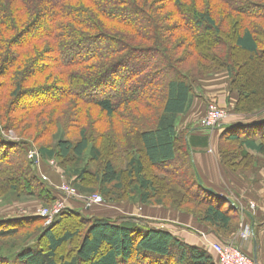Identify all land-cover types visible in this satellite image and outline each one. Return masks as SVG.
Here are the masks:
<instances>
[{
    "label": "trees",
    "instance_id": "trees-1",
    "mask_svg": "<svg viewBox=\"0 0 264 264\" xmlns=\"http://www.w3.org/2000/svg\"><path fill=\"white\" fill-rule=\"evenodd\" d=\"M186 1L0 0V203L61 199L40 173L56 162L80 193L121 191L219 241L234 237L238 205L203 184L189 128L178 126L201 81L226 72L243 120L215 128L221 163L245 172L264 159V2ZM92 111L111 120L98 146L87 136ZM61 125L76 135L56 134ZM98 214L67 207L48 226L37 215L0 218V264H216L155 220Z\"/></svg>",
    "mask_w": 264,
    "mask_h": 264
},
{
    "label": "rangeland",
    "instance_id": "rangeland-1",
    "mask_svg": "<svg viewBox=\"0 0 264 264\" xmlns=\"http://www.w3.org/2000/svg\"><path fill=\"white\" fill-rule=\"evenodd\" d=\"M259 1H263L264 0H259ZM191 1L187 0L186 3H189ZM160 16H162L160 14ZM161 20H163V18H160ZM222 73V72H220ZM213 74L210 75L209 77L212 76H217L218 74ZM208 77L204 78L201 81V88L200 90H198V93L201 94V96L203 97V100L205 101L204 105V110H208L209 106L213 105V106H218L217 102L215 100V98L213 96H208V98H204V89L203 90V83L204 81L207 79ZM215 80H213L212 82H214ZM215 85V84H214ZM226 85H227V80H226ZM216 88H213L212 90L214 91ZM32 100V99H31ZM29 102L27 100L23 101V103ZM207 108V109H206ZM224 109L227 112L228 117L230 118L228 120V117L221 123L224 124L225 122L231 121L232 120V116H234L235 114H233L232 112H230V110L228 108H221ZM205 111V113H206ZM91 112V111H90ZM94 112V113H93ZM90 117V116H89ZM94 117V122H98V124L88 126V132H87V136L90 138V141L92 144L94 145H99V140L101 137H103L102 135L104 134L105 136H109L111 135L108 129V124L109 122H111L110 119H105L104 116H102V114L97 113L95 111H92L91 113V118ZM185 117V116H184ZM184 117L181 118L180 122H179V126L181 124H183L182 122H184ZM88 120H90V118H88ZM243 120V118H242ZM193 123V122H192ZM196 124V122H195ZM199 122H197V127H199ZM192 126H194V124H191ZM178 126V128H179ZM107 131V132H106ZM180 131V130H179ZM56 134H64L65 137H73L76 135V133L72 132V128L68 129V127H66V125H61L59 128H57L54 131ZM111 139H109L108 142L111 143ZM46 144L48 145H53V142L51 143V141L46 140L44 141ZM107 142V141H106ZM191 154V152H190ZM218 154H219V149H218ZM30 156V155H29ZM32 157L35 158L36 156L34 155V153H32ZM29 157V158H32ZM193 159V158H192ZM219 159H220V163H221V158L219 155ZM68 166H70L71 164H67ZM145 165L147 166V173L146 174H152L151 169L148 167V164L145 163ZM221 166L224 170L226 171H230L228 168L224 167L223 164L221 163ZM123 165L118 166V168H123ZM98 168H100V164L98 163H93L92 165V170L93 171H97L98 172ZM49 170L50 173H52V175L54 176L55 179H52L56 188L58 189V187H60L62 184H69L71 187H73L77 192L79 191L77 189V187H75V185L73 186V179L69 178L70 176L63 170L61 169L56 162L54 163H45V164H41L40 166V173L41 176H46L43 170ZM259 171V172H258ZM123 172V171H122ZM125 172V171H124ZM258 172V174H256ZM233 174H240L241 176H245V174H249V178H240V180L245 184L244 185H248L247 188L249 189H253L255 187L259 188L257 189V195L259 200L256 202H260L262 204H264V159L262 158H258L257 162L253 164V167L249 170V171H245V172H232ZM69 177H68V176ZM200 176V175H199ZM126 177V176H125ZM260 179V180H257ZM123 183L125 185V181H124V175H123ZM94 192L92 193H80L78 192V194L80 196L83 197H92V196H96L98 195V189L99 187L96 186L93 188ZM110 193L111 195H108L106 198H104L101 194L98 195L101 197L102 199V203L100 205H91V206H85L84 203H81V206L75 210H79L84 212L85 208H90L92 210H95L96 213H99L98 215L102 216V217H107L109 219H116L118 217L121 216H134V217H141V218H145V221H149V220H155L152 218H158L159 220H155L156 222H147L150 226L152 227H157V228H163V229H174V226H178L179 228H184L187 227V229H190L189 231L193 232L194 234L197 233H202L201 235V240L200 243H196L195 245H199L201 247H203L204 249L208 250L214 257V253L211 249V247L209 246V243H207V239H205L204 237V233H205V229L203 227H201L200 225L197 224L196 220L194 222H190L188 218H186V216L184 217L183 215L179 214V212H177L176 210L172 209V208H163L162 206H157L155 204H147V205H143L140 204L137 200H133L130 199V196H126L124 198H118L117 195L121 192V191H116L113 189H110ZM233 191H229V193H231ZM94 193H98V194H94ZM116 194V195H115ZM234 195V194H233ZM124 196V195H123ZM220 196H226V195H220ZM228 197H230L229 195H227ZM64 197H61L60 200H63ZM67 199V198H66ZM237 200H238V196L234 195V200L237 204ZM76 202H81L80 198H68L66 200V206L67 207H71L74 209V204H76ZM248 203L247 207L245 206V204L240 201L237 205L239 207V210L241 211V221L239 223V226L237 228V231L234 235V237H232L231 239H229V241L225 242V243H229V242H234V244H236L237 246H239L247 255H249L251 258H253L254 256L257 258V261H260L262 264L264 263V247H263V243L260 245V250L258 252H254V244H256L255 242V237L259 234V232H261V229L258 227L257 230H255L254 225L253 228L250 224V221L248 222L247 217L244 215L245 212L250 213L253 217L256 216L255 214V210H257V206L256 203ZM254 206L253 208H251V206ZM50 205H45V204H41L38 201H24V202H10L9 200H6L4 202L0 203V218H11L13 216L16 215H21V216H29V215H36L38 209L40 208H46ZM170 214H173L174 216H171ZM264 214V213H263ZM155 216V217H154ZM264 218V217H263ZM59 217L56 219L58 220ZM171 221L175 222L172 223ZM247 221V223H246ZM245 228H248L250 234L247 238V240H245L243 242V240H241L240 238V233L242 231H244ZM263 231V230H262ZM206 235V234H205ZM200 236V235H199ZM220 243V244H225L222 241H219L218 239H214L211 243ZM64 255L63 251H60L58 253V255Z\"/></svg>",
    "mask_w": 264,
    "mask_h": 264
},
{
    "label": "crops",
    "instance_id": "crops-1",
    "mask_svg": "<svg viewBox=\"0 0 264 264\" xmlns=\"http://www.w3.org/2000/svg\"><path fill=\"white\" fill-rule=\"evenodd\" d=\"M227 77L228 76L226 72H222L217 76L208 77L203 83L204 86L203 90L206 88L204 90L205 93L204 98L206 99L210 95L213 96L214 98L216 97L215 100L218 105L217 107L228 108L230 112H232L231 110L234 103L236 102L237 96L235 93L227 92L226 89ZM213 80L215 81L212 82ZM213 88L216 89L213 91L212 90ZM204 103L205 101L203 100L201 94L199 95L198 98H195L193 100L191 108L185 115L184 122H182L183 124L179 126L178 130L181 131L183 129L189 128L190 133L187 138L189 149L193 161L196 165L197 171L200 175V178L205 186L214 190L220 195H226V196L229 195L232 200H234V195L238 196L237 204L240 201H242L247 207V204L250 202L254 204L256 203L257 210H255L256 216H254V218L256 219L253 222V220L247 218L248 219L247 221L249 222L251 220L250 224L252 228L254 225L255 230H257L258 227L263 228L261 229V232H259V234L257 235L259 250H260V245L263 242V236H264V227H262L263 223L261 221V219L263 220L264 217L263 214L264 204L260 202H256L259 200L257 195V189L259 188L255 187L253 189L252 188L249 189L247 188L248 185L247 184L244 185L245 182L243 183L240 180V178L243 177L249 178V174H245V176H241L240 174H233L232 172L226 171L222 168L218 154V139H219V135L221 134V130L220 129L204 130L196 126L197 122H200V120L206 114L205 113L206 110H204L205 107ZM231 118L232 120L228 122L240 121L242 120L243 117L234 115ZM229 119L230 118L228 117V120ZM191 124H194V126H192ZM258 172L256 174H258ZM46 178L56 188L53 180L49 179V177L47 176ZM229 191H233V192L229 193ZM81 203L82 202H76V204H74V209L79 208L81 206ZM170 215L174 216L173 214ZM152 219L159 220L157 217ZM171 222L175 224V222L173 221ZM178 226H174L173 227L174 229L170 228L165 230L180 237L182 240L190 244L200 243L202 233L194 234L193 232L189 231L190 229H187V227H185L186 229L184 228L182 229L179 228ZM204 237L205 239H207V243H211L215 239L214 236L208 232L204 233ZM255 251L256 249H254V252Z\"/></svg>",
    "mask_w": 264,
    "mask_h": 264
},
{
    "label": "built area",
    "instance_id": "built-area-1",
    "mask_svg": "<svg viewBox=\"0 0 264 264\" xmlns=\"http://www.w3.org/2000/svg\"><path fill=\"white\" fill-rule=\"evenodd\" d=\"M227 117V112L224 109L211 105L209 106L205 116L200 120L199 127L204 130H213ZM29 157H32V154H30ZM43 179H46V177L43 176ZM58 190L61 192L64 199L56 200L50 206L38 209L36 213L37 216L45 219V226L53 223L60 216V214L66 210V200L68 198H80V201L84 203L86 207L91 205H100L102 203L100 196H80L78 192L69 184H62L58 187ZM253 207L254 206L252 205L251 208ZM249 234L250 232L248 228H245L244 231L240 233L241 240H243V242L247 240ZM209 246L216 255V264H255L253 258L247 255L239 246L234 244V242L225 244L213 242L209 243Z\"/></svg>",
    "mask_w": 264,
    "mask_h": 264
},
{
    "label": "water",
    "instance_id": "water-1",
    "mask_svg": "<svg viewBox=\"0 0 264 264\" xmlns=\"http://www.w3.org/2000/svg\"><path fill=\"white\" fill-rule=\"evenodd\" d=\"M34 160L36 161V157L34 158ZM254 247H255V249H256V244H254ZM253 260H254L255 264H258V263H257V258H256L255 256L253 257Z\"/></svg>",
    "mask_w": 264,
    "mask_h": 264
}]
</instances>
